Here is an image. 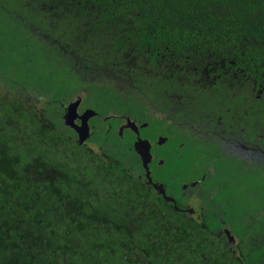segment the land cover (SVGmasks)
Here are the masks:
<instances>
[{"label": "trees", "instance_id": "trees-1", "mask_svg": "<svg viewBox=\"0 0 264 264\" xmlns=\"http://www.w3.org/2000/svg\"><path fill=\"white\" fill-rule=\"evenodd\" d=\"M37 49L63 59L34 62ZM75 67L82 73L71 75ZM114 74L130 91L108 81ZM31 86L50 95L48 111L24 95ZM83 87L102 114L150 119L137 94H176L182 111H201L210 96L227 125L243 126L246 115L263 125L264 0H0V264H240L216 228L174 207L183 191L166 199L139 178L125 139L103 123L78 139L60 109ZM113 143L123 149L110 151ZM204 149L163 156L156 174L178 191ZM234 174L251 182L229 184V214L264 185L259 168ZM256 250L264 261V243Z\"/></svg>", "mask_w": 264, "mask_h": 264}, {"label": "flooded vegetation", "instance_id": "flooded-vegetation-1", "mask_svg": "<svg viewBox=\"0 0 264 264\" xmlns=\"http://www.w3.org/2000/svg\"><path fill=\"white\" fill-rule=\"evenodd\" d=\"M81 73L75 67L71 75ZM114 76L108 78V81L114 82L117 87H120L123 82L127 83L126 79L116 77L115 74ZM88 90L83 87L67 93L61 103V116L64 117L71 103L80 98L81 102L71 118L81 125L79 117L83 113L89 109L96 112L89 118L90 137L93 135L95 126L103 123L113 138L118 136L122 140L125 139L126 143L130 145V149L136 151L135 141L141 136L150 146L151 159L145 162L136 151L141 161L140 165L135 167L139 171V178L166 199H175L176 194L183 191L180 203L177 198L173 200V205L177 210L187 213L191 220H195L203 227L211 225L216 228L217 236L228 242L236 257H241L240 264H264V261L259 258L260 253L256 250L258 244L264 243V199L262 198L264 197V185L261 183L251 189L250 194L254 199L249 200L238 213L229 214L222 202L215 199L218 196H225V191L230 189L229 184L233 182L243 183L249 187L251 182L249 176L234 173L241 170L244 173H249V170H253V168H259L264 172V141H262L264 139V124L258 125L256 119L246 115L247 120L243 126L236 125L234 120L233 124L227 125L214 110L216 101L209 99L202 101L199 106L202 108L201 111H182L184 105L175 100L176 94L171 95L167 100L151 101L148 99L147 104L157 102L163 111L148 114L146 110L147 115L151 117L147 120L143 116L135 115L130 110L121 113L112 110L109 114H102L100 113L102 108L86 98ZM127 91H130L129 87H126ZM135 96L138 106L142 109L143 97L138 94ZM193 105L194 103H191V106ZM42 109L48 111V103L46 107H37L38 112H42ZM146 113L142 111V114ZM165 113L167 114L165 115ZM133 122H135V126L131 124ZM73 130L78 137L74 128ZM197 143H202L205 146L201 157L202 163L200 158L196 163L197 166L188 171V178L185 177L180 181L181 189L177 191L175 184L173 185L174 179L171 180V184H167L169 179L166 176L156 174L160 165L167 163V159L162 157L170 158V156L176 155V151L180 153L188 144ZM98 144L99 150L93 144L91 145L93 150L104 151L105 146L102 143ZM120 144H111L110 151L117 152L121 147L123 149L122 145L118 147ZM174 144L178 146L179 150H173ZM167 145L170 147L169 150H167ZM132 161L135 160L129 162ZM217 166H221L224 172L219 174ZM155 184L162 185L168 196L159 192ZM228 194V196L231 195L230 192ZM211 212L215 213L217 218L216 216L212 217ZM206 222L209 225L206 226Z\"/></svg>", "mask_w": 264, "mask_h": 264}, {"label": "rangeland", "instance_id": "rangeland-1", "mask_svg": "<svg viewBox=\"0 0 264 264\" xmlns=\"http://www.w3.org/2000/svg\"><path fill=\"white\" fill-rule=\"evenodd\" d=\"M63 57V56H62ZM29 58V57H28ZM32 59H33V61L34 62H37V63H46L47 61H49L50 63H60L61 61V59H63V58H61V56L59 57V55H57V54H54V53H51V54H48L45 50H43V49H37L36 50V55H35V57H32ZM26 63V62H25ZM25 63H23L22 65H21V67H23V66H25ZM98 77V75L97 76H95V78H97ZM100 77V76H99ZM98 77V78H99ZM61 81H63V80H60V82ZM63 83V82H62ZM116 83V82H115ZM63 85H65V83H63ZM127 84L126 83H121L120 84V87L123 89V88H125L126 89V86ZM68 86H73V84H71V85H68ZM42 92H46V91H44L42 88H40V87H36V86H31V87H29V88H25V90L23 91V93H24V95L25 96H29L30 97V94L33 96V99H34V102L37 104V106H47V101L50 99V95H41L40 93H42ZM48 94V93H47ZM206 99H209V100H211V101H216V100H214V98H212V97H210V96H207V98ZM144 105L145 106H147V108H146V110H147V112H148V114H155L156 112H160V111H163V109H162V107L159 105V103H157V102H150L149 104H147V101L145 100V98H144ZM53 108H55V106L53 107ZM167 113H165V115H166ZM93 144V146L97 149V150H99V144L97 143V142H94V143H92ZM167 147H168V145H167ZM169 148L170 147H168L167 148V150H169ZM173 150H179V148H178V146L176 145V144H174V146H173ZM176 154H177V151H176ZM189 170V168H186L184 171L185 172H181V168L178 166V165H176L175 167H174V172H181V173H185V177L186 178H188L187 176V171ZM227 195H229V194H227ZM227 195H225V196H218L217 198H215V199H218L219 201H221V202H223L225 199H226V197H227ZM224 202H226V200L224 201ZM234 207H235V205H234Z\"/></svg>", "mask_w": 264, "mask_h": 264}, {"label": "water", "instance_id": "water-1", "mask_svg": "<svg viewBox=\"0 0 264 264\" xmlns=\"http://www.w3.org/2000/svg\"><path fill=\"white\" fill-rule=\"evenodd\" d=\"M80 102H81V99L79 98L75 102L71 103V105L68 107V112L66 113V115L64 117H65V123L67 125H70L72 128L75 129V131L77 132V135H78V139L80 141H82L83 139L90 137L89 118L91 115L96 114V112L89 109L88 111L83 113L79 117L81 119V125H79L76 121H73V119L71 118V115L76 112V109H77L78 105L80 104ZM91 112H93V113H91ZM131 124L134 126L136 125L135 122H133ZM140 124L143 127L141 122H140ZM135 148H136V151L141 155L142 159L145 162H148L151 159L150 146L146 144V141L141 136H139V138L136 139ZM151 181H152V179H151ZM155 186L159 192L168 196L162 185L155 184Z\"/></svg>", "mask_w": 264, "mask_h": 264}]
</instances>
